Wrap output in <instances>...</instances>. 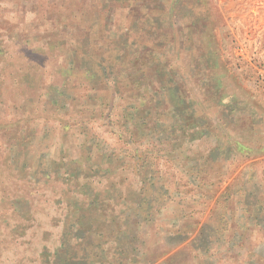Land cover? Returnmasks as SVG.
<instances>
[{"label":"rangeland","instance_id":"1","mask_svg":"<svg viewBox=\"0 0 264 264\" xmlns=\"http://www.w3.org/2000/svg\"><path fill=\"white\" fill-rule=\"evenodd\" d=\"M0 192V264H264V0H0Z\"/></svg>","mask_w":264,"mask_h":264},{"label":"trees","instance_id":"2","mask_svg":"<svg viewBox=\"0 0 264 264\" xmlns=\"http://www.w3.org/2000/svg\"><path fill=\"white\" fill-rule=\"evenodd\" d=\"M132 7V6H131ZM257 87L258 88H260L261 86H258L257 85ZM15 178H17V177H15ZM0 194H1V192H0ZM1 198H4V197H2V195H1ZM61 208H62V206H61ZM65 208H67V205L65 206ZM64 208V209H65ZM60 209V207H58L56 210H59ZM67 212H68V210H67ZM67 214V213H66ZM66 217V216H65ZM65 217H64V219H65ZM63 219V220H64ZM65 221V220H64ZM23 223L22 222H20V223H16L15 225H13V226H11V230H10V233L11 234H13V235H16V236H24L25 234H26V230H28V229H30L31 228V226L33 227V225H31V226H29V227H27V226H25V228H24V225H22ZM51 224L52 225H55V223H53L52 221H51ZM64 230V222H63V229H62V231ZM62 237H64V234H62ZM61 242H62V240H61ZM63 248V244L61 243L60 244V246H59V249H57V250H61ZM49 249L47 248V247H42L41 248V250L39 251V259H40V261L42 262V256L45 254V252L46 251H48ZM57 250H55V252H51L50 250L48 251V252H51V254H52V256L53 257H56L57 256ZM50 264H55V262L54 261H50L49 262Z\"/></svg>","mask_w":264,"mask_h":264}]
</instances>
